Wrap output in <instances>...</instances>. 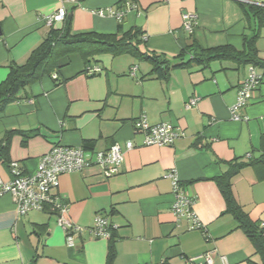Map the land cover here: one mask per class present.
Returning <instances> with one entry per match:
<instances>
[{"label": "crops", "instance_id": "obj_1", "mask_svg": "<svg viewBox=\"0 0 264 264\" xmlns=\"http://www.w3.org/2000/svg\"><path fill=\"white\" fill-rule=\"evenodd\" d=\"M264 7V0H243ZM136 6L121 23L96 14ZM61 6L59 0H0V83L11 64L22 65L49 30L44 19ZM72 32L110 35L138 28L142 50L163 55L171 62L196 41L203 48L229 45L242 50L243 36L251 35L235 0H79L64 4ZM183 12L196 14L191 35L182 30ZM264 61V27L255 43ZM100 72L88 75V67ZM251 66V65H250ZM250 66L214 61L190 64L169 72L167 78L150 76L151 65L131 55L103 54L85 66L79 55L70 56L52 77L21 91L19 99L0 113V140L7 131L8 161H0V178L11 179L9 163L23 175H33L39 159L55 144L104 151L131 141L117 175L105 177L98 168L63 174L54 193L67 205L69 219L89 228L96 214L116 227L112 264H187V259L212 252L215 264H261L253 245L237 226L215 179L230 165H246L230 179L233 198L248 218L264 224V71L241 110L245 121L230 119L240 83ZM136 68L130 76L132 68ZM54 76L56 79H54ZM190 98L195 106L186 108ZM145 116L149 125L170 124L182 134L170 147L141 146L133 121ZM35 131L34 134H28ZM27 137V138H25ZM176 170L185 193L196 200L195 212L206 228L189 231L188 222H176L170 207L172 187L163 178ZM108 242L82 232L75 247H68L56 216L29 212L20 216L9 195L0 198V264H106Z\"/></svg>", "mask_w": 264, "mask_h": 264}, {"label": "built area", "instance_id": "obj_2", "mask_svg": "<svg viewBox=\"0 0 264 264\" xmlns=\"http://www.w3.org/2000/svg\"><path fill=\"white\" fill-rule=\"evenodd\" d=\"M61 6L57 11L46 17L44 23L51 28L55 23H63L67 11L65 3H77L79 0H59ZM136 9V6L125 2L119 9L108 8L104 12L98 10L96 14L108 16L116 22L121 23L125 15ZM182 30L191 35L194 29L196 14L183 12L181 15ZM136 68H132L130 76H133ZM100 72L97 66L88 67L86 74L94 75ZM261 73L259 69L250 66L247 76L240 83L234 104L229 108L230 119L235 122L245 121L241 110L246 106L253 90L260 84ZM197 98H190L186 108L195 106ZM133 130L141 137V146L144 147H170L181 137L177 128L170 124L149 125L146 117L141 116L133 121ZM135 148L131 141L125 142L123 146L118 143L111 145L104 151L85 150L83 147H68L61 144L53 145L38 162L37 169L33 175H23L18 164L11 162L9 171L11 179L3 181L0 178V198L4 195L11 196L18 215L23 216L29 212H48L56 216V224L62 230L68 247H75L76 239L81 233L87 232L93 238L109 239L116 227L102 214H96L89 228H81L75 225L68 216L67 205L62 203L54 193L58 186V177L63 174L83 171L89 168H98L102 174L109 178L117 175L124 162L126 152ZM164 179L169 180L172 187L173 202L170 212L176 222L185 220L188 222L189 231H200L204 239L209 241L206 228L195 212L196 200L188 196L178 177L176 170L166 172ZM264 228V224H261ZM215 255L205 252L197 257L187 259V264H215ZM220 264H228L224 257H219Z\"/></svg>", "mask_w": 264, "mask_h": 264}, {"label": "trees", "instance_id": "obj_3", "mask_svg": "<svg viewBox=\"0 0 264 264\" xmlns=\"http://www.w3.org/2000/svg\"><path fill=\"white\" fill-rule=\"evenodd\" d=\"M246 18L253 22L250 36H243L242 50L237 51L232 46L225 45L214 48H203L196 41L182 49L171 62L163 55L142 50L141 35L138 28H131L124 32L119 26L114 34L104 35L94 32L73 33L71 18H65L61 29L51 28L43 41L29 54L22 65L11 64L8 66V74L0 83V113L4 108L19 99L21 91L32 85L43 76L52 77L58 72L60 66L72 55H79L87 67L92 59L103 54L119 56L123 54L148 62L151 65L149 75L158 79H166L169 72L177 68H186L190 64L206 66L214 61H232L242 66H253L264 71V61L258 57L255 43L260 28L264 27V7L247 4L243 0H235ZM86 72V69L84 70ZM54 79L55 76H54ZM20 131H7L0 140V161H8L10 139ZM31 131L28 134H34ZM27 138V137H25ZM83 148H90V143L84 142ZM264 161V157L262 160ZM255 161L248 160L246 163L230 165L224 175L215 179V183L225 204L224 213H230L237 221V227L243 231L253 245L261 264H264V228L251 221L236 204L230 186V179L247 164ZM11 163V162H10ZM9 163V164H10ZM8 164V165H9ZM115 232L111 233L108 242L106 264H112L115 251Z\"/></svg>", "mask_w": 264, "mask_h": 264}, {"label": "water", "instance_id": "obj_4", "mask_svg": "<svg viewBox=\"0 0 264 264\" xmlns=\"http://www.w3.org/2000/svg\"><path fill=\"white\" fill-rule=\"evenodd\" d=\"M67 18H68V19L70 18V14H69V13L67 14Z\"/></svg>", "mask_w": 264, "mask_h": 264}, {"label": "bare ground", "instance_id": "obj_5", "mask_svg": "<svg viewBox=\"0 0 264 264\" xmlns=\"http://www.w3.org/2000/svg\"><path fill=\"white\" fill-rule=\"evenodd\" d=\"M67 11V10H66ZM68 14V13H67ZM66 17H67V15H66ZM53 214V213H52Z\"/></svg>", "mask_w": 264, "mask_h": 264}]
</instances>
